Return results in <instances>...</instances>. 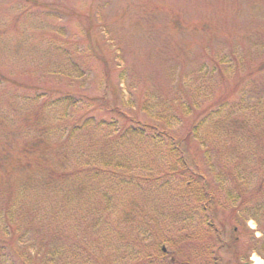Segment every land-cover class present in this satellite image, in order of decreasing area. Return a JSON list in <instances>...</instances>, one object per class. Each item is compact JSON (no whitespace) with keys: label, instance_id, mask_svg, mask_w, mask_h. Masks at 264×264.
<instances>
[{"label":"rangeland","instance_id":"1","mask_svg":"<svg viewBox=\"0 0 264 264\" xmlns=\"http://www.w3.org/2000/svg\"><path fill=\"white\" fill-rule=\"evenodd\" d=\"M263 44L264 0H0V264H38L64 239L46 264L264 262V213L237 216L218 177L247 150L248 127L239 145L226 124L256 116ZM251 151L254 185L264 140ZM182 152L215 194L216 231L190 177L167 172ZM66 169V196L41 181ZM245 196L264 209V189Z\"/></svg>","mask_w":264,"mask_h":264},{"label":"trees","instance_id":"2","mask_svg":"<svg viewBox=\"0 0 264 264\" xmlns=\"http://www.w3.org/2000/svg\"><path fill=\"white\" fill-rule=\"evenodd\" d=\"M247 87L250 88L251 86H247ZM247 92H249V91H247ZM66 96L67 95L63 96V99L66 100L67 99ZM254 100L256 101L255 103H257V105H258L256 116H255V114L246 115L243 118V121H242L243 124L241 125V127H239V129L235 128L238 125L235 115L232 117L233 119L230 121L231 123H229L230 127H229V124H226L227 125L226 128H228L230 133H232L231 138L236 139V142L239 140L237 142L239 145L241 143L247 141L242 136H245V135L248 136L249 144L247 145V150H246L247 152L246 151L243 152L244 154L240 153L241 157L243 158V159H241V161H238L240 159V156L235 152L236 158L229 165L228 164H227V166L223 165V167H221L222 171H219L222 174L218 175V177L225 178L227 180H231V181L235 182V184H236V187L234 189L235 192L229 191L227 193V195L230 196V198H232L234 202H238V204L236 206H234L235 213L237 214V216L240 215L239 213L241 211L242 212H248V210H253V212L255 211L256 213L257 212H260V213L263 212L264 213V209H262L260 206H257V205H251L250 204L251 201H250L249 197L245 196L247 193H249L253 199L255 196L259 195L264 189V186H263V188H261L262 185L264 184V178L262 181L260 180V182L258 184H254V185L252 184L253 181H255L258 177L257 172L259 173V168L253 167L252 162L250 160V155H252L251 149L253 148L254 141H255V143H257V141L259 142V141L264 140V90H262L261 93L256 98H254ZM252 106H253V103H252L251 107ZM196 122H197V120H196ZM249 124H250V126H248ZM77 125L74 124L72 126V128L79 127ZM85 125H86V123H85ZM245 127H248V130L241 136V132H239V131H241V129L245 128ZM195 129H196V125L193 128V131H195ZM237 138H238V140H237ZM173 147L176 148L174 150L178 151V147H179L178 144L174 143ZM177 155L179 156L178 160H176V163H174L175 165L172 164V166L169 167L170 169L167 170V172L168 171H171V172L174 171V172H177L178 174H180V177H187V176L190 177V180L186 183L187 188H185L186 191L188 193L190 192V195L192 196V200L190 201L191 203L188 202V204L189 205L193 204L196 207V209H198V207H199V210H200L203 218L205 219L207 226H209V228H211V230L213 229L214 231H216V228H214L215 224L210 219V212H209V211H211V209L214 205L215 194L212 191V189L208 186L207 177L201 171L202 169L200 170L198 168V166L195 165L196 167H193L189 164V162H188L187 158L184 156L183 152L179 153V154L177 153ZM94 163H97V160L93 159L91 161H88L87 165L94 164ZM106 163L107 162H104V164H106ZM93 168H96V170L101 169L96 165H93ZM195 168H196V170H195ZM48 173L49 174L46 177L41 176V181L43 183H45V185L54 186L56 188L54 190H57L58 193L63 192L66 196L68 194V192L71 191L69 186L72 185V181H71L72 180V177H71L72 172L69 171V169H66V170H61L59 172L49 171ZM197 180H199V183L195 189V187H192V185L196 184ZM68 183H69V186H68ZM239 185H241L242 189H240ZM74 186L78 189H81L80 184L78 186H77V184ZM109 188L113 189L111 187H109ZM105 197L108 199V194H106ZM239 197H240V199L238 200ZM217 203H218V201H217ZM218 205L222 206L219 203H218ZM126 214L132 215V209H129V211H127ZM9 216H11V215H9ZM11 217H13V216H11ZM46 217H50V216H46ZM245 219H247V218H245ZM101 220H102V216H100V215L93 216V218L91 220L92 227L97 225L99 222H101ZM218 232H220L219 229H218ZM56 233L58 235V231H56ZM61 235L63 236V234H61ZM186 237H187V235H186ZM53 238L55 239V234H53ZM188 238H189V236L187 237V239ZM57 239H59V238H57ZM187 239H186V242H187ZM58 241L59 242L57 244H54L51 247V250L53 251V253H52V251L50 253L49 252L40 253V251H38L39 253H36V255L39 259L38 264H46L47 262L50 261V258L55 257V254H58V256L60 255L63 259V257H64L63 253L65 251L64 249H66V247H65L66 240L64 239V241H62V240H58ZM164 241L169 242V244H171L172 246H176V243H177V239L176 240H164ZM84 248H85V246H84ZM70 249L71 248H68V251ZM143 252L145 253V255L143 256V259L145 258L146 261H150L151 258H153V256L158 257L156 253H153V254L151 253L150 256H147V252L146 251H143ZM165 253L166 252H164L163 249L160 250L161 256H164ZM198 253H196L197 254L196 257L198 258V260L201 261L200 255ZM30 255L31 254H29L28 257H31ZM207 255L209 256V254H207ZM141 259H142V257H141ZM215 260H217V258H215ZM183 262L185 264H196L195 262H190V260H182L181 263H183ZM205 262L210 264V257H208V260ZM24 263L26 264L25 261H24ZM214 263L217 264V262H214Z\"/></svg>","mask_w":264,"mask_h":264},{"label":"bare ground","instance_id":"3","mask_svg":"<svg viewBox=\"0 0 264 264\" xmlns=\"http://www.w3.org/2000/svg\"><path fill=\"white\" fill-rule=\"evenodd\" d=\"M254 260H255L254 264H264V262L259 260L258 258H254Z\"/></svg>","mask_w":264,"mask_h":264},{"label":"water","instance_id":"4","mask_svg":"<svg viewBox=\"0 0 264 264\" xmlns=\"http://www.w3.org/2000/svg\"><path fill=\"white\" fill-rule=\"evenodd\" d=\"M164 250H166V249L164 248ZM244 264H252V263H244Z\"/></svg>","mask_w":264,"mask_h":264}]
</instances>
